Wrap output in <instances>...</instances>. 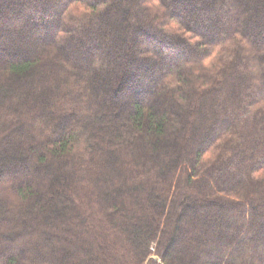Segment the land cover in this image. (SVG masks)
Masks as SVG:
<instances>
[{"label": "trees", "instance_id": "trees-1", "mask_svg": "<svg viewBox=\"0 0 264 264\" xmlns=\"http://www.w3.org/2000/svg\"><path fill=\"white\" fill-rule=\"evenodd\" d=\"M37 1L0 0V38L53 25L51 59L0 62V264H174L188 230L199 264H264V0ZM153 30L122 102L89 47Z\"/></svg>", "mask_w": 264, "mask_h": 264}, {"label": "rangeland", "instance_id": "rangeland-1", "mask_svg": "<svg viewBox=\"0 0 264 264\" xmlns=\"http://www.w3.org/2000/svg\"><path fill=\"white\" fill-rule=\"evenodd\" d=\"M40 1V0H39ZM39 1H37V4L39 3ZM196 1L195 4L197 5V1L198 0H194ZM205 2H210V0H203ZM5 4L4 3H0V22H5L6 20L10 19V15L5 13ZM20 7L23 9L24 6L20 5ZM250 8H252V10H256L257 7L255 5L250 4ZM189 15H195V13L193 12V10H191L190 12H187ZM250 14V12H248V15ZM251 16V15H249ZM24 17V16H22ZM12 19V18H11ZM16 20V19H15ZM20 21V20H19ZM19 21H11L13 28L16 29V31L18 32L20 30L19 26L16 25L17 22ZM1 25V24H0ZM48 28V27H47ZM53 25H51L49 27V29H47L46 31H44V29L42 30H35V29H25L22 33H18L16 35L15 32H8L5 34H3L0 38V62H3L5 59H8L9 56H16V57H21V56H25V60H29L31 57L33 56H40L42 57V59L44 58H49L51 59L50 54H44V52L42 53V49L44 46H47L50 44L49 41V33L52 31ZM148 28L151 29V25L148 24ZM156 30H153V35L152 37L150 36L147 39L141 38L139 43H125V44H118L117 46L114 45L112 46V44L109 42H105V44L102 42L99 47L98 46H94V48L89 47V51L92 54V59L94 61V57L95 56H99V58H102L100 56V54L105 53L106 55H112L111 57L107 56V65L106 67H104L103 63L101 65H95V71L98 73V75H100V77L102 78V80L104 81V84H106L107 82L109 84H112L111 86L113 87V83L115 82V86L114 88L119 91V99L123 102V100H127L130 97H134V98H143L145 97V93L143 92V86L145 84H151L154 83L153 82V77H151L152 74H157V71L154 70L153 67L148 66V68L150 69V74H147V72L142 73V75H139L137 73V71L135 72L136 75H132V76H127V78H125L123 80L122 76L126 70V67L130 64V60L132 61V59H137V58H145V57H150V54L148 53L149 51L147 50V42L149 41H155V39L157 38V34L155 33ZM49 37V38H47ZM106 40V39H105ZM104 40V41H105ZM78 41H82L81 38H78V40H74L73 43L75 47H78L77 49L81 48L80 51L84 50V52H86L85 54H88V50L86 51L85 49H88L86 47L87 41H84L83 44L84 45H80L78 46L79 43H77ZM151 43V42H149ZM73 45V44H72ZM85 46V47H83ZM128 46V47H127ZM112 47V48H111ZM124 49L126 50V52L124 51ZM146 49V50H145ZM81 51V52H82ZM124 52V53H123ZM94 54V55H93ZM113 58V60H112ZM153 60L155 58V60L159 59V61L161 60L164 65L166 66H171L170 62H166V60H163V58H161L160 56H156L155 53H153L152 57ZM129 67V66H128ZM146 69V68H145ZM160 73L163 72V69L161 68V70H159ZM159 73V72H158ZM120 77L122 79V85L119 82V84H116V81H112L109 80L111 77ZM136 76V77H135ZM142 77V78H141ZM104 78V79H103ZM130 78V80H129ZM141 78V79H140ZM118 81V80H117ZM142 85V86H141ZM142 87V88H140ZM127 98V99H126ZM147 99L149 101V99L153 100L154 98L151 95H147ZM193 152V150H191V153ZM190 210V209H189ZM190 212V211H189ZM191 214L186 215L185 217H182V220L184 221L183 224L185 226V228H190V225L192 224V220L190 219ZM209 216V217H208ZM207 219H211L210 214L204 215V221ZM226 233L228 235H231L232 233H234V231L230 228L229 230H226ZM194 235H197L196 231H191L188 230V232L186 234H179L175 245H174V249L175 250H180V260L176 261L174 264H199L202 259L200 258H195L193 257L194 254H192V246L191 244H194V242H196V240H198ZM191 260V261H190ZM189 262V263H188Z\"/></svg>", "mask_w": 264, "mask_h": 264}]
</instances>
